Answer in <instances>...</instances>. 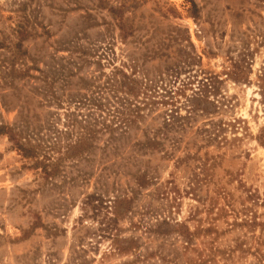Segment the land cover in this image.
Here are the masks:
<instances>
[{"label": "rangeland", "instance_id": "rangeland-1", "mask_svg": "<svg viewBox=\"0 0 264 264\" xmlns=\"http://www.w3.org/2000/svg\"><path fill=\"white\" fill-rule=\"evenodd\" d=\"M0 41L1 122H101L50 177L0 133V264H264V0H0Z\"/></svg>", "mask_w": 264, "mask_h": 264}, {"label": "trees", "instance_id": "trees-1", "mask_svg": "<svg viewBox=\"0 0 264 264\" xmlns=\"http://www.w3.org/2000/svg\"><path fill=\"white\" fill-rule=\"evenodd\" d=\"M2 44L3 43L0 41V47H2ZM119 72L122 79L121 83L126 85L125 89H123L126 90L125 93L129 92L131 95H136L138 90H134L133 85L138 82L124 72ZM129 83L130 86H127ZM80 98H82V96H80ZM81 102L83 103V101ZM126 109L128 113L124 114ZM126 109L120 112L118 111L119 114H124L120 117L119 123H123L124 127H129L137 118L142 117L140 115L141 107L135 104H132L131 107L130 102H128ZM68 115L69 118H67L66 121L67 128L63 131L54 129L53 135L47 136L48 139L43 138L39 130L37 133V131L30 128L27 123L21 126H15L0 121V133L5 134L15 150L29 161V168L39 170L45 177H50L57 173L58 163L61 161L62 157L75 156L76 149L77 153L80 154L82 150H79L78 147L84 143L93 141L98 136L97 132L100 128L97 129L96 125L101 122L97 118H91L87 115L85 117L77 114ZM102 126L108 130L112 128V125L106 124L104 121ZM63 137L68 138L64 146L61 145V139ZM53 152L61 155H57L55 158L52 155Z\"/></svg>", "mask_w": 264, "mask_h": 264}]
</instances>
